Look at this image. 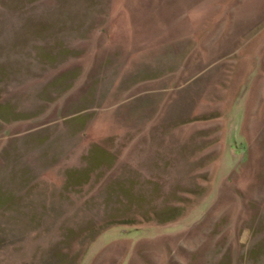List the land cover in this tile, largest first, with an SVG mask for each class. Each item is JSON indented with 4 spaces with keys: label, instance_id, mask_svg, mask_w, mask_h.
<instances>
[{
    "label": "rangeland",
    "instance_id": "rangeland-1",
    "mask_svg": "<svg viewBox=\"0 0 264 264\" xmlns=\"http://www.w3.org/2000/svg\"><path fill=\"white\" fill-rule=\"evenodd\" d=\"M0 264H264V0H0Z\"/></svg>",
    "mask_w": 264,
    "mask_h": 264
}]
</instances>
